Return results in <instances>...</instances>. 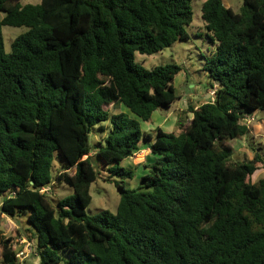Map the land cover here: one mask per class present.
<instances>
[{
	"label": "trees",
	"instance_id": "obj_1",
	"mask_svg": "<svg viewBox=\"0 0 264 264\" xmlns=\"http://www.w3.org/2000/svg\"><path fill=\"white\" fill-rule=\"evenodd\" d=\"M193 2L0 0L1 214L26 217L40 264H264V178L253 182L264 159L235 161L230 144L248 135L249 113L264 112V0H244L240 12L206 0L213 99L171 133L141 126L180 100L181 68L148 70L136 53L190 39ZM6 26L28 28L11 52ZM121 105L135 118L107 109ZM96 128L109 134L95 154ZM146 147L155 162L129 189L135 169L123 163ZM57 152L64 164L54 177ZM95 157L121 179L115 213H88ZM56 184L73 189L57 208L41 192ZM16 246L0 230V264H20Z\"/></svg>",
	"mask_w": 264,
	"mask_h": 264
},
{
	"label": "rangeland",
	"instance_id": "obj_2",
	"mask_svg": "<svg viewBox=\"0 0 264 264\" xmlns=\"http://www.w3.org/2000/svg\"><path fill=\"white\" fill-rule=\"evenodd\" d=\"M243 1L244 0H224L225 4L232 7L235 12L241 11ZM205 2L206 0H194L193 2L194 19L192 24L187 28L190 39L179 40L172 46L153 55L136 53L137 63L148 70L171 64H176L181 68L180 73L175 77L173 82L176 92L180 97V100L172 106L173 110L180 105H201L210 100V98L207 97L208 92L214 91L215 89L211 88V78L203 69L206 58L216 51L215 45L207 36L205 23L202 18V6ZM39 3H41V0H22L23 5H36ZM27 31V27H4L3 32L6 51L11 52L12 44L15 39ZM107 109H109L112 114L120 112V107L118 106H108ZM248 115L249 118L255 119L247 126L249 128L248 135L230 141V144L234 148L233 160L235 161L252 159L255 153H260L264 159V112L255 111ZM181 119L185 120L183 114L178 118L175 127L170 129L172 132L177 130ZM157 120H159L157 116H154L149 122H141L143 129H146L147 126L148 129L152 130L153 127L158 125ZM242 123H244V121H242ZM156 132L157 130L153 131L154 134ZM108 134L109 131L103 133L98 128L93 131L90 139L93 153L96 154L98 150V142L102 141L105 143L103 138H106ZM63 164L62 155L60 152H57L52 169L54 177L62 170ZM94 165L99 173V177L91 187L93 201L88 208V213L90 215H96L104 210H110L115 213L121 197V193L115 182H121V179L118 177L110 179L109 168L111 165L104 164L97 157H95ZM123 166L130 168L129 163L126 161L123 163ZM135 174L133 180H128L126 182V187L129 189H135L140 186L141 179L145 173L143 170H135ZM262 178H264V162L258 165V170L253 176V182H258ZM72 194L73 189L65 184L53 185L48 188L47 191L52 205L56 208L58 207L59 200ZM7 197L8 193H0V230L7 237H12L15 243H19L23 239L30 240L29 237L31 234L27 231L29 225L27 224L26 217L12 220L1 214V205ZM32 243L36 246L34 242ZM22 247L23 245L19 244V248L21 249ZM21 264H40L37 250L35 249Z\"/></svg>",
	"mask_w": 264,
	"mask_h": 264
},
{
	"label": "crops",
	"instance_id": "obj_3",
	"mask_svg": "<svg viewBox=\"0 0 264 264\" xmlns=\"http://www.w3.org/2000/svg\"><path fill=\"white\" fill-rule=\"evenodd\" d=\"M207 97L210 98V100L213 99V96H211V91L208 92ZM199 106L200 105L187 104L186 106L180 105L178 108H175L174 110L172 109V107L169 110H165V111L158 110L152 116V118L154 116H157V119H159L157 120L158 125L153 127L152 130L148 129L147 126L146 129H143V127L142 129L143 131L152 134L154 130H159V129L163 130L164 132L171 133L172 130L170 129H172V127H175L177 120L181 114H183V117L189 123L193 119V114L189 113V111H191L192 109L196 110L198 109ZM126 110L128 109L125 108L123 105H121L120 112L129 113L132 117L135 118L134 115H132L129 111ZM126 162L129 163V167L130 166L134 167L135 170H143V172L145 173L144 175H146L148 171L146 169V166L152 165L155 162V157L152 154L150 147H146L140 153H137L130 159L126 160Z\"/></svg>",
	"mask_w": 264,
	"mask_h": 264
},
{
	"label": "built area",
	"instance_id": "obj_4",
	"mask_svg": "<svg viewBox=\"0 0 264 264\" xmlns=\"http://www.w3.org/2000/svg\"><path fill=\"white\" fill-rule=\"evenodd\" d=\"M213 96L215 94V91H211ZM255 119L254 118H249V116H246L245 119H243L244 123L246 126H249L251 122H253ZM48 188H44L41 190L42 193H47ZM19 244L23 245V247L20 249ZM17 247V259L20 262H24L31 254L32 252L36 249L35 245L32 243V241L23 239L19 243H16Z\"/></svg>",
	"mask_w": 264,
	"mask_h": 264
}]
</instances>
